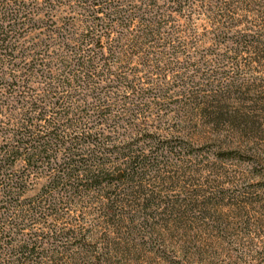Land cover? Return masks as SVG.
<instances>
[{"label": "trees", "instance_id": "trees-1", "mask_svg": "<svg viewBox=\"0 0 264 264\" xmlns=\"http://www.w3.org/2000/svg\"><path fill=\"white\" fill-rule=\"evenodd\" d=\"M238 4L264 24V6L256 0ZM233 5L0 0V264H87L89 256V264L107 262L103 243L93 244L91 254L76 243L75 252L49 241L74 239L77 231L47 227L44 239L34 227L63 215L60 201L92 193L101 199L97 212L116 235L110 221L122 215L127 198L136 197L118 187L147 181L161 164L154 162L157 154L176 148L167 142L140 147L135 138H153L154 131L140 133L135 121L153 109L158 120L168 115L172 109L163 101L174 105L176 120L190 117L211 131L225 122L213 112L240 100L239 79L225 81V72L207 74L203 64L175 62L185 54L176 43L175 19L189 24L200 10L215 27V42L229 44L235 56L246 51L264 61V29L228 34L243 23L231 21ZM226 120L240 134L256 132L241 119ZM35 180L45 184L27 196Z\"/></svg>", "mask_w": 264, "mask_h": 264}, {"label": "rangeland", "instance_id": "rangeland-1", "mask_svg": "<svg viewBox=\"0 0 264 264\" xmlns=\"http://www.w3.org/2000/svg\"><path fill=\"white\" fill-rule=\"evenodd\" d=\"M227 1L234 3L231 21L243 22L228 34L264 29L252 14L239 9V0ZM256 1L264 6V0ZM190 22L175 19L176 43L185 54L174 61L193 68L203 64L201 71L207 74L225 72V81L236 77L235 95L240 100H229L223 111L214 110L225 120L214 131L190 117L176 120L169 100L162 104L172 110L160 120L157 109L136 120L140 133L155 132L152 139L135 133L140 147L167 142L176 148L157 154L154 162L161 164L148 173L147 181L118 187L133 190L136 197L127 198L122 215L118 212L110 221L116 235L96 210L101 199L87 193L88 197L73 195L60 201L64 214L47 217L34 227L44 239L47 227L61 233L77 231L74 239L51 244L77 252L73 248L81 243L91 254L93 244L103 243L105 264H264V61L246 51L235 56L229 44L215 42V27L200 10ZM234 117L256 132L232 130L226 119ZM44 184L33 181L27 196H34ZM141 193L149 195L138 196ZM85 258L87 264L93 260Z\"/></svg>", "mask_w": 264, "mask_h": 264}]
</instances>
